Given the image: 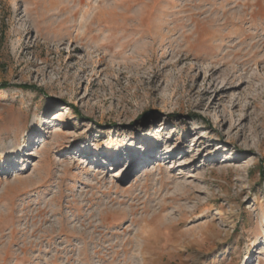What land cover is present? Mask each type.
<instances>
[{"label": "rangeland", "instance_id": "1", "mask_svg": "<svg viewBox=\"0 0 264 264\" xmlns=\"http://www.w3.org/2000/svg\"><path fill=\"white\" fill-rule=\"evenodd\" d=\"M0 150V264H264V0H0Z\"/></svg>", "mask_w": 264, "mask_h": 264}, {"label": "bare ground", "instance_id": "2", "mask_svg": "<svg viewBox=\"0 0 264 264\" xmlns=\"http://www.w3.org/2000/svg\"><path fill=\"white\" fill-rule=\"evenodd\" d=\"M9 156V154H7V153H4L2 150H0V157H2V158H5V157H8ZM245 163H247V162H245ZM248 164V163H247ZM120 174V173H119ZM118 174V175H119Z\"/></svg>", "mask_w": 264, "mask_h": 264}, {"label": "trees", "instance_id": "3", "mask_svg": "<svg viewBox=\"0 0 264 264\" xmlns=\"http://www.w3.org/2000/svg\"><path fill=\"white\" fill-rule=\"evenodd\" d=\"M260 174H261V176H262V178L264 177V174L262 173V171L260 172Z\"/></svg>", "mask_w": 264, "mask_h": 264}]
</instances>
